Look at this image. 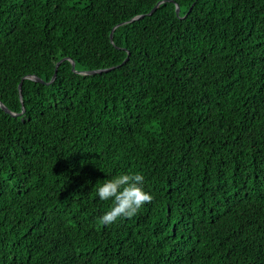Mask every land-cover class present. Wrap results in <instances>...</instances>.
I'll use <instances>...</instances> for the list:
<instances>
[{"label":"trees","instance_id":"16d2710c","mask_svg":"<svg viewBox=\"0 0 264 264\" xmlns=\"http://www.w3.org/2000/svg\"><path fill=\"white\" fill-rule=\"evenodd\" d=\"M158 1L0 0V264H264V0Z\"/></svg>","mask_w":264,"mask_h":264},{"label":"clouds","instance_id":"9594fccd","mask_svg":"<svg viewBox=\"0 0 264 264\" xmlns=\"http://www.w3.org/2000/svg\"><path fill=\"white\" fill-rule=\"evenodd\" d=\"M144 184L145 176L131 171L119 172L97 186V198L109 204L108 209L98 218V223L111 225L135 217L154 199L153 194L145 190Z\"/></svg>","mask_w":264,"mask_h":264},{"label":"water","instance_id":"95a60500","mask_svg":"<svg viewBox=\"0 0 264 264\" xmlns=\"http://www.w3.org/2000/svg\"><path fill=\"white\" fill-rule=\"evenodd\" d=\"M163 1H165V0H163ZM163 1H158V2L153 6V8L148 12V14H152L153 11L156 9V7H157L161 2H163ZM178 11H179V6L176 4V6H175V12H176V14L178 13ZM142 16H143V14L138 15V16H135V17L132 18V19L139 18V17H142ZM118 25H119V24H118ZM116 26H117V25H116ZM109 36H110V40H111V39H112V31L110 32ZM127 58H128V57H126V58L124 59L123 62H125V61L127 60ZM67 59H68V58H67ZM62 60H63V59H60V60L56 63L55 68H54V73H53V75H52L50 81H48L47 83L52 82V81L56 78L57 66L60 64V62H61ZM71 68L74 70V61H73V60H71ZM109 69H110V68H107V69H97V70H87V71H75V70H74V71H75V72H78V73H80V74H85V73H87V74H92V73H98V72L107 71V70H109ZM29 78H31L32 80L37 81V82H44L41 78H39V77H37V76H31V77H29ZM20 89H21V83H20L19 86H18V90H19V92L21 91ZM20 97H21V94H20ZM0 107L3 108L5 112L10 113V114H12V115H15V113L10 112V111H9V110H8V109H7L2 103H1V102H0ZM21 112H22V111H21Z\"/></svg>","mask_w":264,"mask_h":264}]
</instances>
